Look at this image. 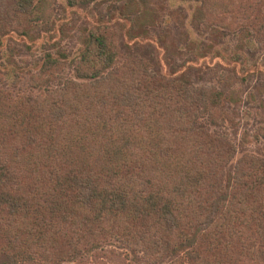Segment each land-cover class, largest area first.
<instances>
[{"label": "trees", "instance_id": "16d2710c", "mask_svg": "<svg viewBox=\"0 0 264 264\" xmlns=\"http://www.w3.org/2000/svg\"><path fill=\"white\" fill-rule=\"evenodd\" d=\"M32 1L0 7L31 17ZM242 6L264 50V5ZM106 37L88 35L94 54L75 67L88 81L13 103L0 89V264H77L108 245L148 264H264V158L228 170L238 149L215 128L223 89L144 64L122 72Z\"/></svg>", "mask_w": 264, "mask_h": 264}, {"label": "rangeland", "instance_id": "374dc122", "mask_svg": "<svg viewBox=\"0 0 264 264\" xmlns=\"http://www.w3.org/2000/svg\"><path fill=\"white\" fill-rule=\"evenodd\" d=\"M244 1L264 5V0H87L70 7L67 0H33L31 17L0 7V89L11 93L8 103H13L23 96L47 95L66 76L88 81L79 78L75 67L84 60L88 35L102 31L116 46L114 67L122 72L127 64H137L138 70L144 64L167 79L186 74L206 87L223 89L215 128L237 146L228 168L232 172L244 154L264 158V50L243 17L246 11L255 14L239 7ZM94 50L86 49V58ZM52 59L56 64H49ZM93 66L101 67L93 60L85 70ZM217 68L231 78L219 83ZM96 251L77 264H148L111 245Z\"/></svg>", "mask_w": 264, "mask_h": 264}]
</instances>
